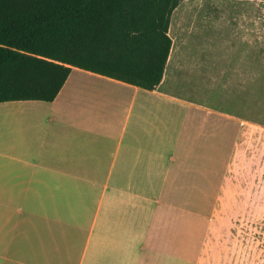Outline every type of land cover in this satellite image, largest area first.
I'll list each match as a JSON object with an SVG mask.
<instances>
[{
  "label": "crops",
  "instance_id": "crops-1",
  "mask_svg": "<svg viewBox=\"0 0 264 264\" xmlns=\"http://www.w3.org/2000/svg\"><path fill=\"white\" fill-rule=\"evenodd\" d=\"M263 2L211 1V38L169 36L152 91L72 68L52 102L0 103V264H202L248 149L233 91L264 80Z\"/></svg>",
  "mask_w": 264,
  "mask_h": 264
},
{
  "label": "trees",
  "instance_id": "trees-1",
  "mask_svg": "<svg viewBox=\"0 0 264 264\" xmlns=\"http://www.w3.org/2000/svg\"><path fill=\"white\" fill-rule=\"evenodd\" d=\"M183 1L0 0V103L52 102L72 68L154 90Z\"/></svg>",
  "mask_w": 264,
  "mask_h": 264
},
{
  "label": "rangeland",
  "instance_id": "rangeland-1",
  "mask_svg": "<svg viewBox=\"0 0 264 264\" xmlns=\"http://www.w3.org/2000/svg\"><path fill=\"white\" fill-rule=\"evenodd\" d=\"M211 1L215 0H186L177 7L169 32L172 41L211 38L216 21ZM259 5L264 7V2ZM186 82L202 90L211 83L204 79ZM242 96L250 124L248 149L237 160L233 183L212 212L202 264H264V80L249 81L248 91H233L235 100L241 102ZM223 97L224 91L219 92V99Z\"/></svg>",
  "mask_w": 264,
  "mask_h": 264
}]
</instances>
